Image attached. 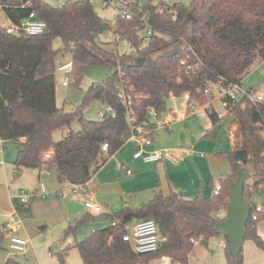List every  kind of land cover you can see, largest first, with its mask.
<instances>
[{"label": "trees", "instance_id": "obj_1", "mask_svg": "<svg viewBox=\"0 0 264 264\" xmlns=\"http://www.w3.org/2000/svg\"><path fill=\"white\" fill-rule=\"evenodd\" d=\"M0 8L13 26L29 13L47 24V32L19 37L0 27V140L19 145L14 160L16 171L55 167L59 183L84 187L97 170L127 142L138 128L155 130L150 111L157 117L165 110V99L187 94L188 104L203 106L208 102L204 90L223 80L225 85L238 84L253 66L264 60V0H192L188 6L175 3L143 8L133 3V17L116 16L110 26L98 16L90 0H64L53 7L42 0H0ZM144 18L151 34L141 36ZM112 30L118 40L127 41L132 51L113 59L99 47L97 38ZM58 37L63 47L55 50L52 41ZM100 52V53H98ZM69 53V84L77 86L90 66L109 70L102 83L92 84L84 93L81 105L72 112L57 106L55 92V59ZM184 60L185 65H180ZM129 98L122 102L121 92ZM92 101L103 106L99 120L83 117V109ZM109 111L111 113H109ZM219 118L212 106L205 108L213 130L236 126V144L219 155L230 164L231 173L219 180L217 196L204 197L201 184L196 196L184 199L175 192H157L140 209L122 208L107 215L109 225L94 231L83 240L65 247L56 258L65 264L64 256L76 249L83 264H149L153 259L168 256L173 264H189V254L199 238L216 236L215 226L223 219L214 216L229 204L228 190L237 173L247 172L250 153L241 148L238 139H256L257 153L252 156L251 185L243 188L245 203L250 207L245 240H252L264 249L251 220L254 206L252 190L264 186V102L252 104L242 97ZM130 118V120H129ZM77 119L78 132H69L60 141H53L55 130L69 128ZM217 133L204 136L216 139ZM106 144L107 150L102 146ZM49 152V158L44 154ZM210 187L214 185L210 182ZM18 212H22L17 205ZM153 220L162 237L154 254H136L122 241L124 226L133 221ZM68 226L64 239L74 233ZM5 232L0 229V241ZM226 264H243V252L229 254L224 238ZM4 264H24L9 257Z\"/></svg>", "mask_w": 264, "mask_h": 264}, {"label": "rangeland", "instance_id": "obj_2", "mask_svg": "<svg viewBox=\"0 0 264 264\" xmlns=\"http://www.w3.org/2000/svg\"><path fill=\"white\" fill-rule=\"evenodd\" d=\"M45 3L56 7L62 4L64 0H42ZM77 2L81 0H70ZM99 17L104 19L110 26L114 24L116 16L119 14L112 5H105L106 0H90ZM202 1V0H201ZM138 7L143 8L150 4L152 6H159L162 2L167 5L179 3L185 6L191 4L192 0H134ZM133 8V7H132ZM6 17L0 8V27L5 28ZM145 36L144 32L140 33ZM99 47L104 53L113 58L123 56L132 51L130 44L124 40L115 41L112 30H107L97 38ZM52 47L55 50H60L63 45L61 40L56 37L52 41ZM100 53V52H98ZM71 63V56L69 53L59 54L55 59L56 68L60 65ZM109 70L104 66H90L82 74L81 81L77 86L69 84L63 86V82H69L68 75L55 72V92L57 105L63 108L65 112H72L81 105L84 93L92 85L102 83L108 76ZM240 87L244 91H250L255 95L264 96V60L255 64L250 73L242 80ZM216 92V89H212ZM206 104V103H205ZM204 104V105H205ZM203 105V106H204ZM212 107L216 112L226 113V109L222 107L219 100L212 103ZM103 106L99 101L90 102L82 111L83 117L90 121L100 119V113ZM171 109L180 111L185 110L188 117L195 116L203 127H206L209 120L204 109L200 106L190 102L187 104V99L184 95L179 97H168L165 99V110L162 111L158 117L149 115L156 127L155 129L163 128L165 118L169 119ZM229 114V113H228ZM228 116V115H227ZM230 125L229 123H227ZM80 130V123L74 119L69 128L55 130L52 133L53 141H60L69 132H78ZM230 130V129H229ZM235 141L236 138V129ZM221 134V133H220ZM229 135V133H227ZM243 140V139H240ZM238 139L237 142L240 141ZM228 141V142H227ZM227 146H230V139L227 138ZM236 144V143H235ZM19 146L15 142L0 141V226H5L8 223V217L16 212L14 204H19L20 194L25 193L26 196L31 197L28 203L23 204L21 209H29L28 213L18 212V217L21 220L19 228L4 237L0 241V264H4L9 257L15 258L18 262L24 264H60L56 255L65 248V245L77 240L80 241L94 232V227L97 225L92 221L95 215L85 217V213L79 212L72 214L68 205L65 203V196L70 192L72 198L80 204V198H85L87 195H92V192L86 190V194L82 191L75 192L74 187L66 189L65 185H60L61 191L51 190L47 177L38 178V171L30 169H22L20 175L13 165L16 158ZM250 153V160H251ZM249 160V162H250ZM228 165L229 162L225 160ZM252 164H248L246 169L250 175L247 184L251 185ZM230 169V165H229ZM18 173V174H17ZM17 174V175H16ZM37 174V175H36ZM55 178V167L49 169V173ZM47 192L48 196L45 199L40 198L41 190ZM251 202L264 209V186L259 187L255 191L252 190ZM63 206L62 211L59 206ZM66 214V215H65ZM226 214V209H221L215 213L214 216L223 219ZM69 217L70 220H67ZM76 226L74 233L67 237L65 245H63L64 231L68 226ZM131 227V226H129ZM256 233L264 242V220L261 219L256 223ZM4 229V227L2 228ZM9 236H15L21 239L29 240L30 244L25 253H14L8 249ZM224 240L221 236H213L208 239L199 238L195 243L193 250L189 254V264H226V250L221 247L220 243ZM51 249V250H50ZM243 264H264V249L259 248L250 240H244L243 248ZM65 264H83L80 255L76 249H70L64 256ZM149 264H159V258L153 259Z\"/></svg>", "mask_w": 264, "mask_h": 264}, {"label": "crops", "instance_id": "obj_3", "mask_svg": "<svg viewBox=\"0 0 264 264\" xmlns=\"http://www.w3.org/2000/svg\"><path fill=\"white\" fill-rule=\"evenodd\" d=\"M6 21V28L11 27L12 24L7 18ZM200 108L205 109L203 106H200ZM170 112L169 119L165 118L164 120L169 124L153 131L152 144L145 149V152L154 150L169 151L176 162L144 163L141 159H134L133 155L136 148L133 143L127 142L97 170L85 185V189L92 192L91 196L94 201L101 206L99 214L93 213L95 217L92 221L97 224L94 231L109 225L107 215L114 214L122 208L138 210L143 204L150 201L157 192L167 195L172 191L184 199H192L196 196L197 185L201 184L202 195L211 197L210 182L216 185L219 180L224 179L231 173L230 164L227 165L225 162L227 159L219 154L234 148L236 143L234 130L236 126L232 123L230 125L223 124L218 130H213L210 121L206 127H203L195 116L188 117L186 109L180 111L171 109ZM227 113L226 111V113L221 114L225 117ZM207 132L217 133L216 139L205 137L204 135ZM228 137L231 141L230 146L226 147ZM240 141L241 148L248 150L252 154L251 157L257 153L256 139H243ZM0 163L3 166V162L0 161ZM249 163L252 164V158ZM125 169L130 170L132 174L127 176ZM30 170L38 171V178L46 176L51 190L61 191L59 189L60 185L67 186L66 189L69 190V187H74L67 182L59 183L56 177L52 178L51 175H45L49 171ZM22 171L17 172L21 175ZM65 198L67 205L82 206L81 208L76 206L72 214L83 212L85 217L92 216V212L85 209L82 202L77 203L70 192L67 193ZM59 208L62 210L63 206L60 204ZM28 212L29 209H23L21 213L26 214ZM102 214L105 215L106 221H100L102 218L96 221V218ZM67 220H70L69 217ZM136 222L138 221L131 222L129 226L134 225ZM3 227L0 226V229ZM66 239L63 245H65ZM74 242L78 241L68 243L65 247L74 244Z\"/></svg>", "mask_w": 264, "mask_h": 264}, {"label": "built area", "instance_id": "obj_4", "mask_svg": "<svg viewBox=\"0 0 264 264\" xmlns=\"http://www.w3.org/2000/svg\"><path fill=\"white\" fill-rule=\"evenodd\" d=\"M133 3L134 0L105 1V5H112L113 8L119 13L117 16L123 20H130L133 17ZM5 31L7 34L19 32L29 35L42 34L47 32V24L43 20L37 18L34 12H31L25 19L20 22L19 25H12L11 27L6 28ZM142 32H144L145 36L151 34V27L148 25L147 19L145 18L144 29ZM115 41H118L117 37ZM180 65L184 66L185 61L182 60L180 62ZM71 67V63L60 65L58 68H56L55 72L68 75L71 71ZM62 85L68 86L69 82L65 81ZM213 88L216 89L215 93L212 90ZM204 93L208 100V102L203 106L204 108L212 106V103L214 101L219 100L222 104V107L228 110L235 101H239L242 97L247 98V100L252 104H259L264 102V96L255 95L250 91H244L238 84L225 85L223 80H218L215 85L207 87L204 90ZM120 96L122 98V102L128 105L130 102L129 98L123 91L120 93ZM185 97L186 99H188L187 94H185ZM217 113L219 118L223 117L221 113ZM150 114H152V116L154 117H157L156 112L153 110L150 111ZM101 116L102 114L100 113V117ZM168 124L169 122L167 121L163 122V126ZM262 137L264 138V134H262ZM128 142L133 143L136 148V152L133 155L134 159H141L144 163H156L160 161L176 162V159L170 154L169 151L154 150L145 152V149L150 147L152 144V134L149 131H143L142 129L138 128L135 132L131 133L128 138ZM102 150H107L106 144L102 146ZM48 158L49 152H46L44 154V159ZM125 174L127 176H130L132 172L125 169ZM74 188L76 193H78V191H82L83 194H86L85 186H74ZM220 190L221 188L219 184L214 185L211 196H217ZM41 192L42 193L40 194V198L45 199L48 196L47 192H45L43 189L41 190ZM30 198L31 197H28L25 193L21 192L19 204L23 205L28 203ZM80 201L83 203V207L85 209L93 212L94 214H99L101 212V206H99L94 201V198L91 195H87L85 196V198H80ZM17 207L18 206L15 203L14 208L16 209V212L8 217V223L4 226L3 230L5 232V236L15 232L21 225V220L18 217ZM260 215H262V219L264 220V209L260 206L255 205L254 212L251 215V220L257 222ZM122 241L128 243L133 252L136 254H154L159 249L162 237L159 233L157 224L153 220H141L136 222L134 225H131V227H129V224L124 226V236L122 237ZM29 244V240L21 239L15 236H9L8 249L14 253H25ZM220 245L222 248H224L225 241L222 240ZM159 264L173 263L168 256H161L159 258Z\"/></svg>", "mask_w": 264, "mask_h": 264}, {"label": "water", "instance_id": "obj_5", "mask_svg": "<svg viewBox=\"0 0 264 264\" xmlns=\"http://www.w3.org/2000/svg\"><path fill=\"white\" fill-rule=\"evenodd\" d=\"M12 36L19 37V33H13ZM109 113H111L109 111ZM250 175L245 171L237 173V178L228 190L229 204L226 208V214L222 222L218 223L214 228V233L227 240L229 254L231 257H237L244 244L247 232V222L250 215V207L245 203L243 197V188ZM72 206V207H71ZM82 206L71 204L68 205L69 210L74 212V208ZM102 218V222L106 221L105 215L97 217L96 221Z\"/></svg>", "mask_w": 264, "mask_h": 264}]
</instances>
